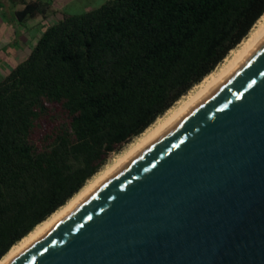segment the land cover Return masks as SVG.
<instances>
[{"label":"trees","instance_id":"1","mask_svg":"<svg viewBox=\"0 0 264 264\" xmlns=\"http://www.w3.org/2000/svg\"><path fill=\"white\" fill-rule=\"evenodd\" d=\"M19 23L51 0H11ZM264 0H108L0 81V260L248 35Z\"/></svg>","mask_w":264,"mask_h":264},{"label":"water","instance_id":"2","mask_svg":"<svg viewBox=\"0 0 264 264\" xmlns=\"http://www.w3.org/2000/svg\"><path fill=\"white\" fill-rule=\"evenodd\" d=\"M212 73L6 264H264V13Z\"/></svg>","mask_w":264,"mask_h":264},{"label":"bare ground","instance_id":"3","mask_svg":"<svg viewBox=\"0 0 264 264\" xmlns=\"http://www.w3.org/2000/svg\"><path fill=\"white\" fill-rule=\"evenodd\" d=\"M220 84L219 80L211 72L203 80L192 87L185 95L177 100L167 111L159 116L139 136L133 138L121 151L113 155L108 162L92 177L85 185L70 198L62 207L51 214L47 219L38 224L27 236L14 244L10 250L1 258L0 264H6L14 255L31 243L48 227L71 210L111 169L120 163L125 157L135 155L141 151L157 134L171 124L178 116L191 107L204 95Z\"/></svg>","mask_w":264,"mask_h":264},{"label":"rangeland","instance_id":"4","mask_svg":"<svg viewBox=\"0 0 264 264\" xmlns=\"http://www.w3.org/2000/svg\"><path fill=\"white\" fill-rule=\"evenodd\" d=\"M106 1L108 0H51L52 13L49 16L44 19L38 18L37 22L30 20L19 23L14 18L13 12L21 10L23 6L20 4L14 6L11 0H5L6 5L0 6V81L12 68L27 59L43 32L62 19L64 14L90 11Z\"/></svg>","mask_w":264,"mask_h":264},{"label":"crops","instance_id":"5","mask_svg":"<svg viewBox=\"0 0 264 264\" xmlns=\"http://www.w3.org/2000/svg\"><path fill=\"white\" fill-rule=\"evenodd\" d=\"M4 5H6V2H5V0L4 1H0V6H4ZM38 18H41L40 16L39 17H37V18H35V19H33V20H35L36 22L38 21L37 19ZM41 19H44V18H41ZM39 22H40V20H39ZM36 24V23H35Z\"/></svg>","mask_w":264,"mask_h":264}]
</instances>
